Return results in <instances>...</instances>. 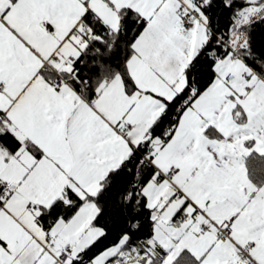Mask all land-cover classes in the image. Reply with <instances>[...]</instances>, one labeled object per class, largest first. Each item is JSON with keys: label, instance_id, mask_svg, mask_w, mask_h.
<instances>
[{"label": "snow or ice", "instance_id": "obj_1", "mask_svg": "<svg viewBox=\"0 0 264 264\" xmlns=\"http://www.w3.org/2000/svg\"><path fill=\"white\" fill-rule=\"evenodd\" d=\"M0 264H264V0H0Z\"/></svg>", "mask_w": 264, "mask_h": 264}]
</instances>
